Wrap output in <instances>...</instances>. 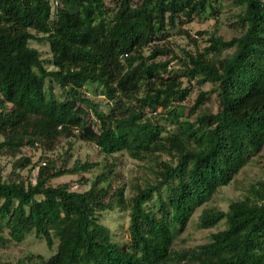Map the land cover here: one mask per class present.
<instances>
[{
    "label": "trees",
    "instance_id": "16d2710c",
    "mask_svg": "<svg viewBox=\"0 0 264 264\" xmlns=\"http://www.w3.org/2000/svg\"><path fill=\"white\" fill-rule=\"evenodd\" d=\"M239 2L243 33L212 34L201 48L206 32L185 25L216 14L220 0H58L54 11L51 0H0V153L12 159L0 172V249L34 233L54 252L18 264H264V182L226 210L203 209L200 227L224 224L207 242L174 246L197 210L264 152V0ZM176 29L195 50L172 45ZM33 40L49 44L52 57ZM191 81L200 92L187 105ZM91 93L104 95L109 110ZM70 139L108 156L167 158L129 196L103 173L82 190L52 182L95 165H69L72 141L52 161ZM117 208L130 213L124 243L101 221ZM0 264L9 263L0 256Z\"/></svg>",
    "mask_w": 264,
    "mask_h": 264
},
{
    "label": "rangeland",
    "instance_id": "374dc122",
    "mask_svg": "<svg viewBox=\"0 0 264 264\" xmlns=\"http://www.w3.org/2000/svg\"><path fill=\"white\" fill-rule=\"evenodd\" d=\"M53 4V11L55 10V0H51ZM117 0H106V3L110 7H114ZM216 6L220 9L216 14L209 15L202 19H196L191 23H187V27L193 35H198V31H205L202 36L198 35L197 39L202 47L208 44V38L212 34L221 36L225 40H230L234 36L241 35L244 31L242 23L239 19V14L244 10V5L239 0H220V3H216ZM173 46L176 48L184 47L189 50H195V46L185 36L179 34L176 29L171 36ZM31 45L38 48L41 51L42 57L46 60L52 57L49 44L39 43L35 40L31 41ZM49 68H52L47 63ZM186 85L189 84L185 81ZM192 88L188 99L187 105H193L198 94L200 87L191 81ZM201 89L210 90L211 85L206 84L201 86ZM47 89L53 90L55 95L60 97V88L55 85L51 88V83L47 82ZM93 101L98 105L99 110L108 111V101L104 95L90 94ZM211 98L213 103L217 105L218 100L216 94H212ZM188 110H183V114L186 115ZM194 118V117H193ZM92 119L94 126L97 130L100 128V123L97 121L95 115L92 113ZM3 137L0 135V141ZM73 142V147L69 152V165L72 166L77 161L80 162H92L95 165L89 172L74 174V175H62L52 180L53 183H61L65 181H72L74 188L82 190L87 189L97 175L104 174V183L112 182L113 186L124 187L126 194L129 196L135 191L137 186L144 187L148 182L154 181V170L158 169V163L156 159L167 158L166 154L161 153L158 158L151 159H135L125 152H119L114 155H106L98 146L90 141L81 139H70L68 141H62L57 150L50 154V157L54 158V162L58 160V154L64 152L68 148V143ZM24 153L33 156L37 160L40 156V152L25 148ZM12 159L0 153V172L8 174L11 170ZM37 169L33 170L32 178L35 181ZM80 181V182H79ZM264 182V152L254 157V159L246 165V167L239 173L236 179L228 186L222 187L212 198L211 201L201 206L197 212L192 216L187 229L177 235L174 246L176 248L193 247L198 244L205 243L209 240L212 232L224 228V224H220L211 228L200 227V215L204 208L210 206H216L221 209H228L231 201L244 198L251 191V187ZM81 183V184H80ZM101 221L111 228L114 240L124 243L129 239V226H130V213L128 210L122 211L120 209H114L106 211L102 214ZM57 244V243H56ZM56 246V245H55ZM54 248H49L46 241L39 238L36 234L32 233L22 242L11 241L7 245L0 249V256L3 262L9 264H18L20 260L27 259L31 254H42L46 257L50 256L54 252ZM165 264H174V261H169Z\"/></svg>",
    "mask_w": 264,
    "mask_h": 264
},
{
    "label": "built area",
    "instance_id": "2783aa9c",
    "mask_svg": "<svg viewBox=\"0 0 264 264\" xmlns=\"http://www.w3.org/2000/svg\"><path fill=\"white\" fill-rule=\"evenodd\" d=\"M55 3H56V5H57V4H58V0H55ZM42 164L45 165V164H46V161H43ZM36 169H37V171H38L39 166H38Z\"/></svg>",
    "mask_w": 264,
    "mask_h": 264
}]
</instances>
